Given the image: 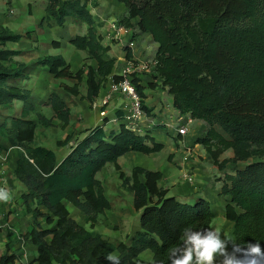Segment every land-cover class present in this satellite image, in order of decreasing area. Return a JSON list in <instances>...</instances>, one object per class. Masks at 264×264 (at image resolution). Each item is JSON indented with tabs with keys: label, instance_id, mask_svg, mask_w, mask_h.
<instances>
[{
	"label": "trees",
	"instance_id": "1",
	"mask_svg": "<svg viewBox=\"0 0 264 264\" xmlns=\"http://www.w3.org/2000/svg\"><path fill=\"white\" fill-rule=\"evenodd\" d=\"M116 1L127 9L119 24L138 31L133 40L145 35L158 45L157 66L133 79L143 109L155 117L154 110L145 105V91L160 82L176 111L205 123L204 134L194 142L204 147L223 172L228 166L235 168V173H225L221 191L227 200L224 213L233 225L234 242L259 241L264 248V161L237 167L264 157V0ZM46 13L42 24L55 20L63 27L71 17L87 25V33L70 39V44L86 52L95 66L85 63L74 72L62 56H45L27 66L13 60L18 52L0 49V108L23 103L21 116L0 125L1 137L7 141L0 143V152L18 150L11 174L26 188L23 205L33 218L23 233L26 243L36 248L29 264H108L105 257L109 253L116 254L120 264H133L145 251L152 252V260L146 264H168V249L180 243L181 230L189 225L194 230L212 228L215 213L206 199L189 204L170 197L168 189L160 185L164 178L160 171L136 167L130 176L121 171L118 160L128 153L151 155L164 150L151 132L139 135L124 124L108 132L105 127L110 119L106 118L61 162L54 151L36 145L38 128L52 127L53 120L39 114L37 122L26 118L34 110L29 102L32 93L22 86L30 76L28 71L42 67L55 79L76 81L73 87L61 86L72 98L81 95L80 85L85 82L83 99L92 104L117 66V59L109 55L110 47L103 45L86 0H47ZM26 37L31 39L32 34ZM22 38L0 29L1 46ZM52 46L59 48L60 44L53 42ZM126 51L130 58L131 49ZM47 105L53 119L63 128L69 126L71 109L60 93L53 92ZM123 115L121 110L116 112L119 118ZM164 128L158 125L155 130ZM68 141L58 144L65 146ZM228 150L234 156L221 161ZM109 164L119 172L124 187L133 194L135 210L141 213L140 230L129 242L110 241L85 226L89 224L93 230L100 216L112 209L97 178ZM69 205L79 211L85 225L71 217ZM17 260L8 249L0 264H16Z\"/></svg>",
	"mask_w": 264,
	"mask_h": 264
},
{
	"label": "rangeland",
	"instance_id": "2",
	"mask_svg": "<svg viewBox=\"0 0 264 264\" xmlns=\"http://www.w3.org/2000/svg\"><path fill=\"white\" fill-rule=\"evenodd\" d=\"M11 1L14 2V6L10 2L7 3V0H0V12H2L1 10H5V7H7L6 10L7 19L5 24L9 25L10 27L16 28L18 32L24 33L27 27L26 25L27 23H25V21L28 19V17H26V20L20 21V18L17 17V13H16V10L20 12L19 7L21 6H23L25 9H32L33 18H35V20L38 23H40L45 11L44 9H41L36 5L44 6L47 3V0H11ZM109 3L111 5V10L113 12L112 14L114 16L116 17L123 16L125 12V7L123 5L117 3L116 0H110ZM38 27L43 28V26H40V24H38ZM59 30H60L59 32L56 31V34H58V36H60L61 39L59 40L56 39V40L57 41L65 40L69 44L68 41L69 35H67L69 34V32L65 30L64 27H60ZM86 32H87V25L79 24L75 35L77 34L84 35ZM39 37L40 36L38 35V33H34L32 34L31 41L33 43H37ZM105 41L107 40L105 39ZM32 42L31 44H33ZM108 42L111 43L110 41ZM47 44H49V46L51 47V51H57L56 49L58 48L52 46V40L49 41V43ZM33 47L31 48V50H33ZM71 47L73 46L71 45ZM138 48L140 50L141 49L148 50V52L146 53L144 52V54L147 56L148 53L151 55L150 56L151 58L153 57L155 48L149 36L142 37L141 40L139 39ZM124 52H126V49L124 50ZM119 53L122 54L120 47L114 45L112 54L117 55ZM150 57L148 59L146 58V60H150ZM37 59L38 57L35 56L34 60ZM30 60L32 61V58H30ZM119 64L120 63L117 64V69L115 72H118V70L121 68ZM37 79L38 78L34 77L33 80L31 79L27 82V85L30 86L29 88L34 89L35 91L34 95H36L35 96L36 99H40V101L44 103L46 102V96L51 91L52 87H54V84H56V82L48 80L49 82H47L48 84L47 85L45 83L46 78L42 75L39 77V79L42 80L41 83H39V80ZM35 82H37L38 84ZM67 83L70 85L73 84V82H65V84ZM153 85H154L153 87L154 90L153 89L152 90L147 89L148 91L146 90V96L148 95L152 99L150 104L151 106L148 107H152L151 109H155L157 107L158 110L157 112L153 113L155 117H150L149 119H153L155 122L158 121L155 119H164V121H167V118L165 116H170V114L174 113V108L171 103V97L167 89H164V87L162 86V83L155 82V84ZM80 88L81 91L83 92L84 89L83 85H81ZM60 92L62 91L60 90ZM67 100L68 103L75 110V112L81 117V119L77 118L74 121L75 123L80 125L78 129L82 127H93L96 124L99 125L102 123L101 117L99 115V111L93 109L91 104L88 103L86 104L85 102L80 100V98L77 99V98L68 97ZM29 102L31 104V101ZM43 108H46L44 111H46V114L50 115V109H48L47 103L43 105ZM3 111L5 110L0 108V114L3 115V116L0 115V125L4 121V114H6V112ZM13 112L20 113V105L15 106ZM26 118L29 119L30 115ZM150 122H151L150 120L144 121L142 123V126H144L147 129ZM201 127H202L201 124L196 121L193 123V125H191L189 135L186 138L188 145L187 148H185L183 144L179 143L177 139L168 138L169 137L168 134L169 133L172 134L173 130H169L168 128H164V130L154 129L153 133L155 132V134H159L158 137L160 141H163L166 144V147L164 148L163 151L151 155H144L136 152L129 153L121 160H119L118 163L119 166L121 167V171L126 175H131L133 168L139 166L144 167L148 170L163 172L165 176V180L161 184V186L169 189V192H172L174 194L179 193L177 195L180 196L181 199L190 198L189 201H192L196 197L206 196L208 201L212 204V208L215 213L212 229L219 230L222 235H226L230 240L234 241L233 225L227 221L224 213L227 200L221 195V191L224 183L226 182L225 173L226 172L235 173V168L233 166L230 167L228 166L224 173L222 170H220L217 166L214 165L213 161L211 160L209 154L204 149V147L200 144L199 146L195 143L198 134L201 133L202 131ZM106 130L108 132H111L112 130H118V126L113 125L112 123H108L106 126ZM63 134H64L63 132L51 130L46 132L44 134L45 136L42 139H41V134L37 136V140L38 142L56 148L55 138H62V137L64 138ZM155 134L154 136H156ZM0 139H1V134H0ZM230 157H233V154L231 152H227L221 157V161L225 159H229ZM258 161H264V157L254 158L245 163H239L237 167H243L246 164H250ZM109 165L110 166H108V168L104 170L107 167L106 166L99 175L102 176L100 179L102 180L103 186L106 187V191H108V193L110 194L109 196L113 201V207L111 213H108V215H106V213L103 214L99 222L96 224L98 228L97 233L99 232L103 233L102 235L104 237H109L110 240H112L113 242L114 241L129 242V237H132L135 234V232L139 229L141 213L134 210L131 204L132 195L124 187L123 185L124 181L120 179L119 172L116 171L115 167H113L114 165L111 164ZM15 193L19 197H17V199L13 198L14 200L11 205H13L14 203V205L19 206V208H15V210H12L14 215L12 223L14 225H19V220L16 215L20 214V216L24 217L27 216L26 214H28L26 207L21 206L23 204V199L19 195L20 193L25 194L26 188L25 191L20 190V192L17 193L16 191ZM68 208L71 217L73 219H76V221L80 222L81 224H84L82 222L80 215L78 214V211L71 205H69ZM96 226L94 227V229H96ZM86 227L88 230L94 231V229L93 230L91 229L89 224L86 225ZM25 228L26 226L24 227V229H21L23 233L26 231ZM15 245L16 244L13 241L9 242L8 240L5 239L0 240V258L9 249L11 254H16L18 256V260L16 261V264H22V263L29 264L33 258L28 257L27 259L24 256L25 251L16 250ZM229 251H231V245H229ZM29 255H31V251L28 252V256ZM151 258H152V252L146 251L142 253L134 261L133 264H145L148 263L151 260Z\"/></svg>",
	"mask_w": 264,
	"mask_h": 264
},
{
	"label": "crops",
	"instance_id": "3",
	"mask_svg": "<svg viewBox=\"0 0 264 264\" xmlns=\"http://www.w3.org/2000/svg\"><path fill=\"white\" fill-rule=\"evenodd\" d=\"M63 1H70V0H63ZM86 1L88 2V9L90 10L91 15L94 17V19L96 21L97 30L103 36V45L107 46V47H110L109 55L111 57L116 58V59L119 60V61H117V64L120 63L119 65L121 67L124 66L123 60L126 58V52H127V51L124 52V50L129 48L130 43L134 44L133 48H131V53H132V56H134L135 58H137V59H146L147 58L148 59L151 56L148 53H147V56L144 54V52L146 53V52H148V50H142V49L140 50L138 48L139 39L141 40V38L145 37V35H140V36L137 37V40H133V38H132L133 33H137L138 32L136 29L135 30L134 29L131 30V29H128L125 26L121 25V26H123L125 28V32L122 34V37H121L120 41H115L112 44V43H109L108 42L109 40H107L105 38L106 33L109 30L110 23L112 21H116V20L117 21H121L127 15V9H126V7L123 4H121V5H123L125 7V12H124L123 16L116 17V16H114L112 14L113 12L111 10V5L109 3L110 0H86ZM9 2L14 6V2H12L11 0H7V3H9ZM36 6H38L41 9H44V11H45L40 23H38L35 20V18H33L32 9H25L23 6L19 7L20 12H18L15 9L16 13H17V17L20 18V21H24V20H26V17H28V19L25 21V23H27L26 24L27 27H26V30L24 31V33L18 32L16 30V28L10 27L9 25L5 24L6 23V19H7L6 18L7 7H5V10H1L2 12H0V29L4 28V29H7V30H10L12 33H14L16 35H21L23 38L19 42H8L4 46L0 45V49L3 48V49H6L8 51L18 52L19 54L17 56H14L13 60L17 61L19 63H23V64H25L27 66H31L36 61V60H34L35 56L38 57V59L39 58H43L45 56H62L63 58H65V60H67V62L70 63L71 69L74 72H78L80 69H82V67H83V65L85 63L95 66L94 65L95 63L93 61L88 60V55H87L86 52L77 50V49H75V47H71V44H70V39L78 36V34L75 35V33H76L77 29H78V25L79 24H84V23H79L74 18L68 17L66 19V22H65L63 27L65 28V30H67L69 32V34H67V35H69L68 36L69 44L65 40L64 41H61V40L57 41L56 39H58V40L61 39V37L58 36V34H56V31L57 32L60 31L59 30L60 26L58 25V23L55 20H51L48 23H43L42 24V20L47 16V13H46L47 3L44 6H42V5H36ZM32 7H33V5H32ZM34 10H36V9H34ZM133 22L136 23L137 20H135ZM38 24H40V26H43V28H39ZM87 30H88V27H87ZM27 33H31V34L38 33V35L40 36L38 42L37 43H33L30 38L26 37ZM79 36H83V35H79ZM105 39L107 41H105ZM51 40H52V43L53 42H58L60 44V47L58 49H56L57 51H51V47L49 46V44H47ZM31 42L34 45L31 44ZM145 42H146V40H145ZM114 45H117V46L120 47L122 54H120V53L117 54V55H113L112 54ZM153 46L155 48V52L153 54V57L152 58L150 57V59H155V53H156V50L158 48V45L156 43H154V42H153ZM32 47H33V50H31ZM35 53H36V55H35ZM30 58H32V61L30 60ZM28 72L30 73V76H29V78L23 80L22 86L26 87L32 93L31 94V99L29 101H31V105L33 106L34 110L30 112V114H29L30 118L29 119L34 120L35 122H37L38 121L37 115L39 114V115L45 116L46 118L48 117V119H52L53 120V126L52 127L48 128V129L43 128V127H39L38 130H37V136H39L41 134V139H42L45 136L44 134L46 132H48V131H51V130H56V131H60V132L64 133L63 134L64 138L63 137L62 138H55V146H56V148H53L51 146H48V145L43 144L41 142H38L37 137H36V145H40L42 147H45V148H47L49 150L54 151L56 153V155H57V158H58L59 162H61L72 151V149L77 145V143L82 141L88 135L89 130H91V129H93V128L101 125V124H99V125L96 124L93 127H82L80 129H78V127L80 125L75 123L74 121L77 118L81 119V117L75 112V110L72 108V106L68 103L67 98L70 97V96L66 95L65 92L63 91V89L61 88L62 85H67V86L73 87L77 83L76 81L69 80V79H55L53 77V75L49 74V72H48V70L46 68H42V67L36 68L34 70H30ZM41 75L46 78V82H45L46 84H47V82H49L48 80L56 82V84H54V87H52L51 91L46 96V102H44V103H42V101H40V99H36V97H35L36 95H34L35 94L34 89L33 88H29L30 86L27 85V82L29 80H31V79L33 80L34 77L38 78L37 80H39V83H41L42 80L39 79V77ZM65 82H73V84H71V85L68 84V83L65 84ZM35 83H37V82H35ZM81 85H83L84 89H83V92H82L81 88H80L81 95L78 96L77 99L80 98V100H82L86 104L87 103L89 104V102L87 100L83 99V97H85L86 94H87V87L85 85V82L82 83ZM44 86H45V84H44ZM60 90L62 92H60ZM55 91L60 93L65 98L68 106L71 109V121H70V124H69V126L64 127V128L62 127L61 122L59 120L53 119V113H52L51 110H50V115H48V114H46V111H44L47 107L43 108V105H45V103H47V100H48L49 96ZM145 93H146V91H145ZM148 97L145 100V105L147 107L151 106L150 104H151V101H152V99L150 97L149 98ZM123 103L124 102H123V100L121 98L120 99L119 98L114 99L111 102V104L109 105V107H108V110H107L108 117L109 118H111V117L114 118L116 116V112L120 109V107L122 106ZM171 103H173L172 97H171ZM17 105H20V113H18V112L14 113L13 112L14 111V107L17 106ZM22 106H23L22 102H14V104L12 106L13 108H7V109H3L2 108L3 110H5L3 112H6V114H4L3 123L4 122H8L11 117H14V116L19 117V116H21V114H22ZM149 108H152V107H149ZM48 109H50V108L48 107ZM153 110H154V113H155V112H157L158 109L156 107ZM0 115H2V114H0ZM196 122H199L201 124V126H202L201 127L202 131H201V133L198 134V137H201L204 134L206 126H205V123L202 122V121H196ZM172 132H173L172 134H170V133L168 134V136H169L168 138H170V139L171 138H175L176 139V137H175L176 136V132L175 131H172ZM154 134H155V132L153 133V136H154ZM155 135L156 136H154V138L156 137L155 139L157 140V142H159L161 144H164V146L166 147V144L163 141H160V139L158 137L159 134H155ZM67 139H69V141L67 142V144L65 146H59V144H58L59 142H64ZM0 140H1L0 143H3V144L7 143V141L3 137H1ZM197 145H199V144H197ZM227 152H231L233 154V156H234L233 150H228ZM227 152H225V153H227ZM131 153H134V152H131ZM0 155L7 156V165L6 166H7V170H9V176H10L11 175L10 172H11L12 169H14V166H15V163H16L15 161H16V158L18 156V150L16 148H10V150L8 152H0ZM125 156H123V157H125ZM123 157H121L119 160H121ZM231 158L232 157H230L229 159H231ZM119 160H118V162H119ZM108 166H110V165H107V167L104 170H106L108 168ZM142 168H144V167H142ZM100 173L101 172L98 173L97 178L102 182V180L100 179L102 176L99 175ZM127 176H130V175H127ZM164 180H165V176L163 178V181L160 183V185L164 182ZM15 186H16V190L10 192V199L5 204V206H7L10 209V210L8 209V211L12 212V214H13L12 210H15V208H19V206L14 205V203H13V205H11L13 200H14L13 198L17 199V197H19V196H17V194L15 192L17 191V193H18V192H20V190H24L25 191L24 185H22L18 181L15 183ZM104 189H105L106 196L111 200V198L109 196L110 194L108 193V191H106V187L105 186H104ZM165 189H167V188H165ZM168 191H169V189H168ZM169 193H170L169 194L170 197H177L178 199L180 198V196L177 195L179 193H177V194H174L172 192H169ZM130 194L132 195L131 204L133 206V194L132 193H130ZM19 195L22 197L23 194L20 193ZM199 198H203V199L208 200L206 198V196L196 197L192 201H189L190 198L189 199H185V198L181 199L180 198L179 200L183 201L185 203L194 204L195 201L198 200ZM111 202H112V207H113V201L111 200ZM21 206H24V205L22 204ZM7 207H6V209H7ZM133 208H134V206H133ZM111 210L106 211L105 212L106 215H108V213H111ZM134 210H135V208H134ZM78 214H79V211H78ZM26 215L27 216H24V217L20 216V214L16 215L18 217V220H19V225H15V226L19 230L24 229L25 226L28 227L29 225H31L33 223V218L31 216V214L28 213ZM101 216H100V218H101ZM100 218H99V220H100ZM97 229L98 228L96 226V229H94V231L98 232ZM139 230H140V225H139V229L137 231H139ZM99 234L102 235L103 233L99 232ZM104 238L110 240L109 237H104ZM3 239L8 240L9 242L11 241V237L8 236V235L7 236L6 235H4V236L0 235V240H3ZM110 241H112V240H110ZM30 251H31V255H29L28 257H31V258L34 259V255L36 253V248L29 244L28 252H30ZM151 260H152V258H151Z\"/></svg>",
	"mask_w": 264,
	"mask_h": 264
},
{
	"label": "built area",
	"instance_id": "4",
	"mask_svg": "<svg viewBox=\"0 0 264 264\" xmlns=\"http://www.w3.org/2000/svg\"><path fill=\"white\" fill-rule=\"evenodd\" d=\"M125 32V28L119 24V21H112L109 25V30L106 33L105 38L111 43L115 41H120L122 34ZM134 44L130 43L129 49L133 48ZM117 61H119L117 59ZM124 66H122L118 72H115L113 77H109L108 83L102 89L99 97L95 102L91 104L93 109L99 111L101 117V124L108 117L107 110L111 102L116 98H121L123 104L119 110L124 112V115L119 118L115 116L114 118H109L108 123L119 126L124 124L128 130L133 131L139 135H146L152 132L156 126L160 125L169 130L176 132V136L179 138L178 142L183 144L185 148L188 147L186 138L189 135L191 125L196 121L189 114H181L174 109V113L170 116H165L167 121L164 119L155 122L153 119L147 115L142 106V99L139 96L135 85L133 84V79L136 77L145 76L152 72L153 68L157 66V61L155 59H137L134 56L126 58L123 60ZM117 69V66H116ZM114 76L118 77V80L114 79ZM170 117V119H169ZM151 121L148 128L146 129L142 126L144 121ZM107 123V124H108ZM7 156L0 155V188H6L10 194L11 191L16 190L15 183L17 180L14 175L9 176V170H7ZM11 173V172H10ZM5 206L4 202H0V235H9L11 241L16 245V250H24V256L28 259V244L23 238V231L19 230L13 223V214L8 211V207ZM10 210V209H9ZM28 264V263H27Z\"/></svg>",
	"mask_w": 264,
	"mask_h": 264
},
{
	"label": "clouds",
	"instance_id": "5",
	"mask_svg": "<svg viewBox=\"0 0 264 264\" xmlns=\"http://www.w3.org/2000/svg\"><path fill=\"white\" fill-rule=\"evenodd\" d=\"M9 199L8 190L0 188V202L7 203ZM179 239L180 243L168 249V264H264V248L259 241L241 245L217 229L194 230L190 225L181 230ZM105 259L108 264H120L114 253Z\"/></svg>",
	"mask_w": 264,
	"mask_h": 264
}]
</instances>
